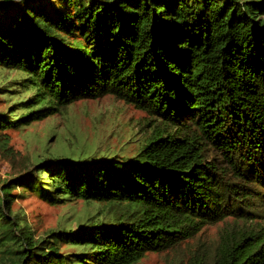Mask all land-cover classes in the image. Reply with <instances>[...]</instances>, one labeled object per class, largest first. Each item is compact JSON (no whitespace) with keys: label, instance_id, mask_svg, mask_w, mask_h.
Instances as JSON below:
<instances>
[{"label":"trees","instance_id":"16d2710c","mask_svg":"<svg viewBox=\"0 0 264 264\" xmlns=\"http://www.w3.org/2000/svg\"><path fill=\"white\" fill-rule=\"evenodd\" d=\"M0 69L30 92L0 112L1 151L6 130L82 99L110 95L154 123L131 157H37L1 180L10 264H137L222 220L198 264H264V0H4ZM16 188L97 212L37 235Z\"/></svg>","mask_w":264,"mask_h":264},{"label":"rangeland","instance_id":"374dc122","mask_svg":"<svg viewBox=\"0 0 264 264\" xmlns=\"http://www.w3.org/2000/svg\"><path fill=\"white\" fill-rule=\"evenodd\" d=\"M21 78L14 70L0 69V112H8L9 105L16 99H25L30 95V92H25L28 89L20 86ZM29 111V107H20L11 113L12 119ZM28 122L5 131L9 147L0 150V181L16 176L37 157L94 159L105 153L131 157L152 134L154 125L145 111L110 95L78 100L59 112ZM13 194L14 212L25 218L37 235L61 225L74 230L86 217L95 216L97 212L96 204L89 207L81 200L52 204L39 199L34 193L22 192L20 188L14 189ZM103 215L96 218L100 219ZM230 220L226 218V221ZM260 221L263 222V219ZM224 223L222 220L206 225L193 239L171 250L147 253L137 264H198L210 255ZM10 244L0 243V264H10L13 249Z\"/></svg>","mask_w":264,"mask_h":264}]
</instances>
